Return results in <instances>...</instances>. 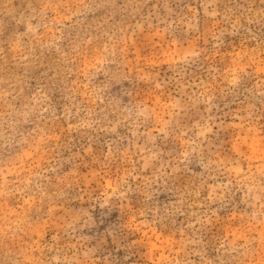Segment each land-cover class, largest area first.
Instances as JSON below:
<instances>
[{
  "label": "rangeland",
  "instance_id": "obj_1",
  "mask_svg": "<svg viewBox=\"0 0 264 264\" xmlns=\"http://www.w3.org/2000/svg\"><path fill=\"white\" fill-rule=\"evenodd\" d=\"M0 264H264V0H0Z\"/></svg>",
  "mask_w": 264,
  "mask_h": 264
}]
</instances>
